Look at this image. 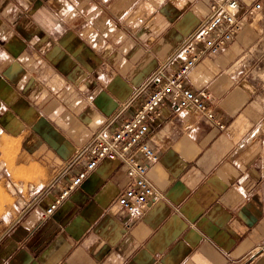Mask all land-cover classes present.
<instances>
[{"label": "crops", "instance_id": "1", "mask_svg": "<svg viewBox=\"0 0 264 264\" xmlns=\"http://www.w3.org/2000/svg\"><path fill=\"white\" fill-rule=\"evenodd\" d=\"M239 1L260 10L185 79L211 95L225 128L165 100L146 137L158 154L148 177L165 199L131 220L115 204L123 169L106 160L45 210L82 168L65 172L75 149L132 114L146 92L131 97L210 0H0V135L14 142L12 172H39L15 181L0 162L19 206L0 264H264V0Z\"/></svg>", "mask_w": 264, "mask_h": 264}, {"label": "built area", "instance_id": "2", "mask_svg": "<svg viewBox=\"0 0 264 264\" xmlns=\"http://www.w3.org/2000/svg\"><path fill=\"white\" fill-rule=\"evenodd\" d=\"M259 10L260 4L257 2L242 8L239 0H210L208 13L200 24L143 88L131 97L128 104L140 99L146 92L132 114L116 126L108 124L100 127L85 146L75 149L65 172L78 164H83L82 168L70 177L60 194L47 206L45 216L51 215L103 160L114 162L123 169L126 181L115 204L116 209L125 211L131 220H137L148 208L164 200L163 192L148 177L149 167L158 160L156 149L146 141L149 127L160 117L165 100H170L178 107L204 117L219 130L225 128L215 115L211 95L206 91L188 88L185 79L201 58L215 55L228 46L242 30L247 18L254 17ZM175 61H180L178 67L166 77V66ZM262 110L264 114V103Z\"/></svg>", "mask_w": 264, "mask_h": 264}, {"label": "rangeland", "instance_id": "3", "mask_svg": "<svg viewBox=\"0 0 264 264\" xmlns=\"http://www.w3.org/2000/svg\"><path fill=\"white\" fill-rule=\"evenodd\" d=\"M261 125L264 126V121ZM13 146L14 142L8 144L0 135V153L2 154V157H0V162L2 160L7 162V165H9L8 170L10 171L11 175L15 174L13 175V179L15 181H17L18 179H23L25 182L33 181L39 175V172H33L35 170V167L33 168V171L29 173L30 176L29 174H26L24 178L23 176H17V171L12 172L11 164ZM8 182V178H6L5 173L0 168V236L5 230V228L11 223V219H13V217L16 216L19 211V206L16 204L17 198L15 196L17 194V190L15 187H12Z\"/></svg>", "mask_w": 264, "mask_h": 264}, {"label": "bare ground", "instance_id": "4", "mask_svg": "<svg viewBox=\"0 0 264 264\" xmlns=\"http://www.w3.org/2000/svg\"><path fill=\"white\" fill-rule=\"evenodd\" d=\"M260 130H261V132H264V126H262L261 125V127L259 128ZM7 152V151H6ZM31 168H32V170H31ZM31 168H29V169H20L19 171L17 170V176H23V178H24V176H26V174H29L31 171H33V168L34 167H31ZM35 169V168H34ZM32 174V173H31ZM13 175H15V174H13ZM29 176H30V174H29ZM29 178V177H28Z\"/></svg>", "mask_w": 264, "mask_h": 264}]
</instances>
